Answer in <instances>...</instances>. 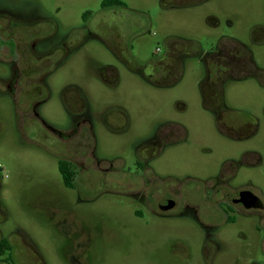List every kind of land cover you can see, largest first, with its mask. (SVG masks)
Segmentation results:
<instances>
[{"label": "flooded vegetation", "instance_id": "obj_1", "mask_svg": "<svg viewBox=\"0 0 264 264\" xmlns=\"http://www.w3.org/2000/svg\"><path fill=\"white\" fill-rule=\"evenodd\" d=\"M208 1L159 0V5L168 13ZM73 2L78 0H0V135L8 126L16 149H36L55 162L78 215L92 212L100 203L98 212H118L135 222L120 228L123 231L111 226L81 228L75 237L74 264H145L140 262L144 233L163 239L151 243L162 259L146 264H259L253 232L264 233V191L248 173L262 163L261 157L244 152L206 174L191 175L186 120L164 117L147 130L150 124L142 118L137 97L109 103L97 113L100 107L87 88L89 76L79 83L76 60L81 54L85 70L94 69L90 78L107 88L120 85L123 69L160 89L177 84L186 59L195 57L205 70L199 83L202 108L213 115L216 132L243 140L257 133V120L250 114L238 119L225 105L223 93L226 83L248 79L264 87V69L256 65L250 48L234 38L219 37L208 51L195 43L190 52L189 40L166 34L163 49L144 63L131 54L132 38H126L137 25L125 29L122 20L127 16L115 10H127L123 1L102 0V14L85 13L81 26L59 15L60 4ZM42 4L56 8L50 11ZM142 17L148 28L150 17ZM95 20L100 33L90 26ZM211 20L215 19L208 18L207 24L215 27L217 21ZM146 33L154 35L148 29ZM256 35L253 44H258ZM90 41L101 43L116 64L94 60L85 50ZM62 70L75 75L57 88L56 75ZM52 101L62 108L65 125L46 118ZM180 105L178 111L184 112ZM2 171L0 166V181ZM105 202L123 208L100 206ZM260 249L264 256V242Z\"/></svg>", "mask_w": 264, "mask_h": 264}, {"label": "rangeland", "instance_id": "obj_2", "mask_svg": "<svg viewBox=\"0 0 264 264\" xmlns=\"http://www.w3.org/2000/svg\"><path fill=\"white\" fill-rule=\"evenodd\" d=\"M101 1L62 3L58 8L61 20L69 19L72 24L81 26V17L85 13L98 17L102 14ZM121 1L127 5V10H115L127 16L128 19L122 20L124 28L137 25L135 31L130 30L126 38H132L128 48L139 61L145 63L157 49H163L166 34L189 40L186 49L190 52H193L195 43L208 51L219 37H230L248 46L256 65L264 69V33L257 30L264 29V0H209L191 10H173L168 13L160 9L159 0ZM42 5L50 11L56 8L55 5L52 8L50 4ZM143 14L150 17L151 25L148 28ZM210 17L217 21L216 24L215 20H211V23L216 24L215 27L207 24ZM95 24L96 20L92 21L91 28L100 33ZM146 29L154 35H148ZM139 33L144 34L139 36ZM254 33L257 34L255 38L258 44L252 42ZM85 50L102 64H116L106 48L97 41H90ZM76 60L80 70L79 83L84 81V75L89 76L91 86L87 88L92 92L94 105L100 107L97 113L102 112L109 103L129 102L131 98L137 97L141 100L142 118L150 124L147 130L159 124L164 117L186 120L190 129L188 149L191 175L206 174L227 159H237L244 152H254L261 157L262 163L252 168L248 175L254 185L264 191V87L250 79L225 84V105L238 119L250 114L257 120L258 130L253 137L233 140L216 132L213 115L202 108L199 83L205 76V70L197 58L186 59L183 75L177 84L160 89L145 84L123 69H120V85L114 89L107 88L98 84L95 78H90L89 71L94 69L90 66V69L85 70L87 63H84L81 54ZM74 75L71 70L60 71L56 75V87L70 82ZM99 98L102 100L99 101ZM178 105H184L185 111H178ZM0 106L3 105L0 103ZM45 113L46 118L54 123L65 125L67 122L62 108L55 101L50 102ZM7 128L0 135V166L4 177L0 181V239L8 240L14 254L9 262L0 258V264H74L75 237L81 228L86 231L97 225L123 231L120 228L125 225H135L132 219H125L118 212H98L100 203L92 208V212L78 215L73 197L69 196L70 192L59 181L55 162L36 149H30L29 152L16 149L10 142L11 129ZM105 204L100 206L116 210L123 208L114 206L113 202ZM131 241L138 242L137 239ZM157 241L163 239L152 233L143 234L141 263L162 259L155 246L151 245ZM253 241L255 259L259 264H264L260 249L264 233L254 231Z\"/></svg>", "mask_w": 264, "mask_h": 264}, {"label": "trees", "instance_id": "obj_3", "mask_svg": "<svg viewBox=\"0 0 264 264\" xmlns=\"http://www.w3.org/2000/svg\"><path fill=\"white\" fill-rule=\"evenodd\" d=\"M117 5H122V4H117ZM68 183V181H66ZM11 252H12V247L8 240L6 239H0V256H3L5 253L8 254L7 258L5 259L4 262H7L11 259Z\"/></svg>", "mask_w": 264, "mask_h": 264}]
</instances>
